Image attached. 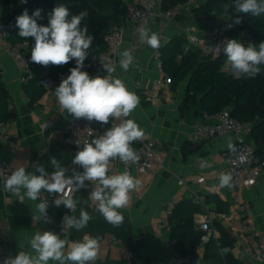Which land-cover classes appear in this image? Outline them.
I'll return each instance as SVG.
<instances>
[{
	"label": "crops",
	"instance_id": "1",
	"mask_svg": "<svg viewBox=\"0 0 264 264\" xmlns=\"http://www.w3.org/2000/svg\"><path fill=\"white\" fill-rule=\"evenodd\" d=\"M11 12L0 0L1 28H8L9 25L1 20ZM187 12L183 10L180 22L182 25L192 26L197 31H207L225 19V16H221L218 22L213 23L204 15L192 17ZM123 25L125 43L119 47L118 51H129V43L132 40V23L124 20ZM147 29L159 34L160 47L152 49L146 43L141 42L128 71L125 72L118 65L117 72L113 76L120 78L127 88L139 97L137 108L129 117L122 118L132 119L140 125L145 132L142 140L147 138L156 140L159 154L156 168L153 171L146 174L131 173L140 183L135 190L130 192L128 206L121 209L134 225V245L136 247L134 251L137 254L135 264L143 262L169 264L171 258L182 256V251L186 248L175 247L168 224V219L175 206L185 199L196 201V198H200V202H196L202 205V211L194 216L195 230L200 231V224L204 222L208 212L216 211V203L206 201L209 197L215 196L228 204L227 212L217 211L219 214H226L227 220L218 219L215 222H220L232 234L235 258L243 264H264V262H256L250 256L249 252L258 239L252 232L242 229L245 214L234 202L235 192L232 184L230 187L219 186V177L226 169L224 153L231 143L230 138L209 139L197 145H193L189 140L203 112L198 101L193 99L185 103L191 77H187L177 87L172 84L164 86L160 92L162 96L160 101L147 100L142 93L143 90L137 85V82H141L143 88L146 85L152 87L161 76L157 67L156 52L171 36L178 35L186 39L181 31L156 16L150 18ZM12 47L8 39L2 47L0 46V71L1 78L10 93L9 106L17 113V119L0 128V159L10 161L17 168L24 167L28 172H33V164L44 167L42 158L52 140L63 143L65 132L73 117L62 109L57 99L48 101L46 94L32 103V95L24 91L21 82L23 72L12 59L10 53ZM116 58L119 63V56L116 55ZM36 71L39 75L47 69L40 66ZM5 131L11 134L19 145L15 154L9 152L8 144L3 137ZM70 153L72 154L71 151ZM72 156L74 157L73 154ZM73 168L72 164L68 170L72 172ZM122 172L124 171L121 170L119 173ZM87 184L86 189L90 194L93 185ZM74 199L78 204L75 195ZM243 200L252 208L251 220L256 230L264 234V175L253 187L244 190ZM40 202V198L36 201L29 200L24 195L23 189L19 194H13L0 188V225L7 227L12 233L14 254L21 250L31 253L32 236L37 231H52L51 222L33 219L36 215V205ZM91 203L95 206L92 201ZM109 237L110 235H107L99 239L97 258L101 263L107 260L121 261L122 259V247L110 244ZM218 248L220 246L214 242L204 247L199 246L197 264H223L217 256ZM8 251L9 246L0 241V254L3 255ZM49 264H58V262L49 261Z\"/></svg>",
	"mask_w": 264,
	"mask_h": 264
},
{
	"label": "clouds",
	"instance_id": "2",
	"mask_svg": "<svg viewBox=\"0 0 264 264\" xmlns=\"http://www.w3.org/2000/svg\"><path fill=\"white\" fill-rule=\"evenodd\" d=\"M21 2L26 3L27 0ZM224 7L227 10L228 6ZM234 7L237 13L264 15V0H235ZM41 11L36 9L30 16L24 10L16 18L15 27L19 30V37L34 41L30 57L32 63L44 67L62 66L75 60L76 66L70 69V74L55 88V96L62 109L75 119L83 118L102 125L109 124L110 119L129 117L139 105V97L120 78L112 76L114 69L111 66L104 65L108 73L104 77H90L88 72L82 71L94 40L89 35L88 27L82 26V20L88 15L87 11L71 14L65 5L60 4L49 14L47 26L37 23V19L42 18ZM230 19L232 23L228 25L229 28L241 23L239 15ZM139 37L152 49L160 47L158 33L141 28ZM217 46V54L223 52L226 63L234 73L249 78L261 73V65H264V41L258 46L251 43L245 46L238 39H226L222 46ZM114 54L119 56L120 67L125 72L128 71L133 61L131 52L114 50ZM144 136V130L134 120L124 119L98 138L83 143L72 160L73 165H79L83 169L82 172L73 168L72 174L66 175L68 169L55 157H51V174L38 164H33V172L19 167L6 179L5 189L16 194L23 189L24 195L31 201L38 200L42 192L46 191L58 197L54 201L56 207L63 205L74 212L77 201L71 193L87 188L86 182H89L93 187L88 198L95 204L96 211L109 224L119 227L124 221L119 210L128 206L130 192L138 187L140 181L127 170L109 175L110 164L117 158L125 164L137 162L138 154L131 145ZM80 144L77 141L78 147ZM228 147L231 149L233 145L229 143ZM231 180L230 173L221 174L219 186L230 187ZM48 208L46 200L37 204L33 219L51 222L47 215ZM92 218L81 208L79 217L69 215L63 218L62 231L72 228L82 230ZM30 248L31 253L21 250L14 257H5L3 264H49V261L58 264H91L98 255L99 238L85 233L82 240L68 242L52 231H37L30 240Z\"/></svg>",
	"mask_w": 264,
	"mask_h": 264
},
{
	"label": "trees",
	"instance_id": "3",
	"mask_svg": "<svg viewBox=\"0 0 264 264\" xmlns=\"http://www.w3.org/2000/svg\"><path fill=\"white\" fill-rule=\"evenodd\" d=\"M2 1L5 4L13 5L11 14L1 20L11 26L7 38L8 42L10 45L16 46L27 41L30 51L34 41L31 38L19 37V30L15 27L16 18L24 10H27L31 16L36 9H41L42 18L37 19V23L44 26L48 25L49 14L53 8L60 4L65 5L71 14L87 11L88 15L82 20V26L86 25L88 27L89 35H92L94 40L82 71L87 68L92 56L107 49L105 36L111 27L114 24L123 23V16L119 10L121 0H27L26 3H22L21 0ZM187 1L162 0V8L169 10ZM234 3L235 0H201L193 7L192 11L195 15H204L213 23L218 22L221 16H225L223 22L217 26L227 27L234 37L242 32H247L253 36L254 45L258 46L261 41H264V15L252 16L251 14L237 13ZM225 5L228 6L227 10L224 7ZM237 15L240 16L241 23L229 28L228 25L232 23L230 18ZM186 41V39L174 35L160 48L163 70L171 78L172 85L177 87L187 77H191L185 103L194 99V101L199 102L202 110L209 114L229 110L235 119L252 123V142L258 156L264 160V65H261V73L254 78L244 75L236 78L231 72L224 70L223 67L226 63L224 54L212 58L211 55L197 47L184 48ZM179 56L182 59H179ZM75 66V60H72L62 66L49 65V70L54 77L60 79V84L61 80L70 74V69ZM23 87L28 95H32V103L46 94V90L39 84L37 78L23 83ZM9 98L10 93L1 78L0 71V124L13 122L17 119V113L9 106ZM51 157H55L67 169L72 165L74 159L69 147L57 140L51 141L49 149L42 158L44 168L50 174L53 171L50 164ZM71 174L72 172L69 170L66 173L69 176ZM49 196L53 200L48 211L52 224L51 228L62 239L68 242L82 240L85 233L99 239L110 235L121 240L127 250L136 249L133 222L121 209L119 211L123 214L124 221L119 227H114L96 211V206H93L88 198L87 189H80L75 194L78 204L74 216L79 217L80 209L83 208L93 218L86 228L79 231L73 228L70 235H65L61 232L63 214H73V212L63 205L56 207L54 201L57 196L50 194ZM206 201H214L218 212L228 211V204L216 196L209 197ZM201 206L200 203L194 200H182L175 206L168 219L171 228V240L174 241L175 247L186 248L182 251V257H187L190 264L198 263L197 249L200 245L202 231L195 230L194 216L202 211ZM214 226L219 234L218 241L221 243L217 253L219 259L223 264H243L233 255L234 238L232 234L220 222H215ZM212 242L215 243V241ZM101 264H121V261L107 260Z\"/></svg>",
	"mask_w": 264,
	"mask_h": 264
},
{
	"label": "built area",
	"instance_id": "4",
	"mask_svg": "<svg viewBox=\"0 0 264 264\" xmlns=\"http://www.w3.org/2000/svg\"><path fill=\"white\" fill-rule=\"evenodd\" d=\"M201 0H188L184 4H180L175 8L166 10L162 8V0H121L119 4V10L124 20L132 23V40L129 43V51L134 57L138 53L139 45L142 42L139 37V30L146 28L148 21L152 16H156L163 19L167 24L174 26L177 30L181 31L186 38V44L184 48L193 46L197 47L212 58L223 55L220 51L217 54L218 46L223 44L226 39H238L241 43L247 46L249 43L254 44L253 36L247 32H242L237 37L230 34L229 30L225 26H216L207 31H197L192 26L182 25L180 22V16L183 10H187V14L192 17L195 16L192 9ZM5 7L9 10H13V5L5 4ZM9 28L0 27V46L2 47L7 40ZM105 42L107 49L92 56L88 62V66L83 71L89 73L90 77L108 75L104 65L111 66L114 71L112 76L115 75L118 69V60L114 54V50L118 51L119 47L125 43V27L123 23L114 24L109 32L105 36ZM12 59L16 66L23 72L21 82L25 83L31 79H38L39 84L46 90V96L48 101L56 99L55 88L58 86L60 79L53 76L49 70V66L45 67L46 72L37 74L36 70L41 65L32 63L30 60L31 51L29 50V43L27 41L13 46L10 49ZM160 50L156 52L157 67L161 73V76L156 80L152 87L146 85L141 86V82H137L139 88L143 91V95L147 100L160 101L161 89L164 86L172 84L171 78L164 73L163 64L161 61ZM179 59H182L179 56ZM44 67V66H43ZM224 70L234 73L231 66L225 63ZM240 76V75H238ZM201 120L196 124L193 132L191 133L189 140L193 145L201 144L206 140L214 138L228 137L231 140L233 147H229L224 153L226 158V169L224 173H230L232 180L231 184L234 188V202L236 206L245 214V220L242 224L244 231L252 232L258 239L256 245L251 249L250 256L258 263L264 262V234L256 230L255 225L252 223L251 217L253 211L251 206L243 200V192L246 188L253 187L261 176L264 175V160L258 156L256 148L252 142L253 125L250 122H241L235 119L229 110H223L217 114H209L205 111L202 112ZM126 118H120V120L110 119L109 124L102 125L96 121H88L86 119L73 118L69 128L65 132L63 143L66 144L72 154H75L83 147V143L91 142L93 139L103 135V133L114 124H119ZM136 122V121H135ZM137 123V122H136ZM8 123L0 124V128L5 127ZM138 124V123H137ZM139 125V124H138ZM140 127V125H139ZM4 140L8 144V149L11 154H15L19 148L16 140L8 132H4ZM77 141L81 144L77 146ZM132 148L138 154V161L135 163H123L118 158L112 160L110 164V174L119 173L121 170L128 171L130 174L137 172L140 174H146L153 171L156 168L159 154L156 140L147 138L146 140H138L132 143ZM74 168L78 172H82L83 169L79 165H74ZM17 169L10 161L0 159V188L5 192H10L5 189V181ZM89 183V182H87ZM13 193V192H11ZM76 192L71 193L74 198ZM16 194V193H13ZM58 198V197H57ZM40 200L47 202L50 209L53 200L49 194L45 191L42 192ZM197 202H200V198H196ZM48 215V212H47ZM72 215L71 213H64L62 220L65 216ZM226 214H219L215 210H211L205 217L204 222L200 224V231L202 235L200 238V247L210 244L215 241L217 246L221 247L220 241H218V232L214 227L216 220H227ZM72 229L61 232L65 235H70ZM0 241L9 246V251L5 254H0V264H3V259L8 256H15L12 250V233L7 227H1L0 225ZM110 244H117L122 247V259L121 264H135L137 254L134 250H127L121 240L110 236L108 238ZM173 245V242H171ZM187 257L177 256L169 260V264H190ZM91 264H101L96 258ZM146 264V263H141Z\"/></svg>",
	"mask_w": 264,
	"mask_h": 264
},
{
	"label": "water",
	"instance_id": "5",
	"mask_svg": "<svg viewBox=\"0 0 264 264\" xmlns=\"http://www.w3.org/2000/svg\"><path fill=\"white\" fill-rule=\"evenodd\" d=\"M8 28L11 29V26L9 25ZM240 76H242V75H240ZM240 76H237L236 78H239Z\"/></svg>",
	"mask_w": 264,
	"mask_h": 264
},
{
	"label": "rangeland",
	"instance_id": "6",
	"mask_svg": "<svg viewBox=\"0 0 264 264\" xmlns=\"http://www.w3.org/2000/svg\"><path fill=\"white\" fill-rule=\"evenodd\" d=\"M233 75H234L235 77H237V76H238V74H236V73H233Z\"/></svg>",
	"mask_w": 264,
	"mask_h": 264
}]
</instances>
